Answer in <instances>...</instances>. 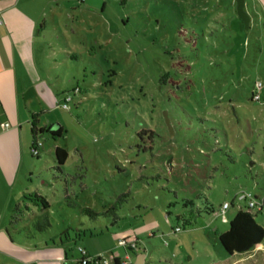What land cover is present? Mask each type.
I'll return each instance as SVG.
<instances>
[{"label": "rangeland", "instance_id": "1", "mask_svg": "<svg viewBox=\"0 0 264 264\" xmlns=\"http://www.w3.org/2000/svg\"><path fill=\"white\" fill-rule=\"evenodd\" d=\"M3 10L14 27L13 10L31 22L17 33L45 77L33 116L63 128L28 154L31 190L50 204L44 233L30 226L37 207L15 225L35 239L11 233L40 250L29 257L227 264L215 232L246 208L243 193L264 198V0H244L247 24L235 0H0ZM55 147L68 154L61 172ZM121 194L114 221L104 212ZM254 219L264 229V207ZM67 233V250L52 245Z\"/></svg>", "mask_w": 264, "mask_h": 264}, {"label": "crops", "instance_id": "2", "mask_svg": "<svg viewBox=\"0 0 264 264\" xmlns=\"http://www.w3.org/2000/svg\"><path fill=\"white\" fill-rule=\"evenodd\" d=\"M12 14L24 21V24L18 28L10 25L3 19L4 10L0 11V257L6 259L4 264H43V260L29 257L38 254L40 250L30 243L14 239L10 227L14 206L23 200L24 193L32 192L33 188L29 184L31 175L28 167L31 132L29 130L28 136L26 129V125L30 127L31 117L27 119L24 110L31 116L34 114L32 107L40 109L45 105V99L40 95L44 94V86L41 85L45 82L40 62L34 57L31 47L17 33L28 29L31 22L17 14V10H13ZM2 124L8 126L2 127ZM27 209L32 212L35 206L29 203ZM260 247L264 248V241L251 251L254 255L250 257L248 255L251 252L232 259H227L220 251L219 254L229 260L227 264L238 260L264 264V252L256 253ZM19 251H22V255ZM185 258L183 255L171 264H184Z\"/></svg>", "mask_w": 264, "mask_h": 264}, {"label": "trees", "instance_id": "3", "mask_svg": "<svg viewBox=\"0 0 264 264\" xmlns=\"http://www.w3.org/2000/svg\"><path fill=\"white\" fill-rule=\"evenodd\" d=\"M30 132L32 136V146L30 148V154L33 157H37L39 155L40 149L42 148V144L40 143L39 138L44 133H48L54 138L61 137L63 128L58 127L57 129L52 130V125H39L37 118H35V116H33L32 114ZM150 134L153 135L152 132H150ZM53 156L57 164L55 168L61 172V167L64 165L68 157V154L65 149L61 147H55ZM127 197L128 194H121L117 196L115 202L112 204L110 209L104 212V214L111 215L114 221L118 219L116 211L119 205L121 204V202L125 201ZM64 198L70 199V195L67 189H65ZM254 198L255 200L261 203L260 209L248 208L246 204L245 209L242 208L237 209L234 217L227 221L228 227L226 231L215 232V235L217 237L215 243L217 244L218 251H220L221 254L224 255L227 259H232L235 256L247 254L255 250L256 247L259 246L264 241V229L261 226H259L254 219L255 215L257 213H260L262 211V208L264 207V198H259V197H254ZM22 199L23 200L20 203L16 204L12 210L10 227L12 231L11 233H13L12 235L15 234L19 238L22 237V239L24 236L22 229L25 230L26 235L24 236L23 240L27 242L35 239V236L37 235V234L34 235V233L31 232V229L29 228L30 226L36 233H44L46 231V228L50 226V223L47 219V215L45 213V211L49 208L50 204L42 195L36 192H26L23 194ZM29 203L32 206L39 208L44 213H42L40 216H35V218H32L30 220V226L22 225V228L17 229L15 225L23 222V218L26 214ZM79 210L84 214L91 215L92 217L98 215L97 213L93 212L91 209L86 207L85 208L80 207ZM165 217L166 219H169L168 215H166ZM67 236L68 237L66 241L62 239H60L58 242L52 241V245H58L65 250L67 247L66 245L70 241H72L70 239L69 234ZM79 252L81 257L80 259L76 260V264H100L99 262L100 257H96V258L90 257L84 250H79ZM111 263L120 264V261L119 259L114 257L112 258Z\"/></svg>", "mask_w": 264, "mask_h": 264}, {"label": "built area", "instance_id": "4", "mask_svg": "<svg viewBox=\"0 0 264 264\" xmlns=\"http://www.w3.org/2000/svg\"><path fill=\"white\" fill-rule=\"evenodd\" d=\"M259 87H260V85H259ZM78 91H79L78 89L74 90L75 93H77ZM253 99L254 100H258L259 96L258 95H254ZM7 126H8V124H2V127H7ZM239 200L240 201H245L248 208H256V209H260L261 208V203L259 201L255 200V198L249 193H243L240 196ZM228 209H229V204L228 203H224L222 205V207H221V213L225 214ZM176 232H180V228H175L174 229V233H176ZM135 247L136 246L134 245V246L131 247V249L134 250ZM111 261H112V259L111 260H107V259L101 258V257L99 259L100 264H112Z\"/></svg>", "mask_w": 264, "mask_h": 264}, {"label": "water", "instance_id": "5", "mask_svg": "<svg viewBox=\"0 0 264 264\" xmlns=\"http://www.w3.org/2000/svg\"><path fill=\"white\" fill-rule=\"evenodd\" d=\"M236 2V10L239 18L244 21L245 24H247V19L245 18L244 13V0H235Z\"/></svg>", "mask_w": 264, "mask_h": 264}]
</instances>
